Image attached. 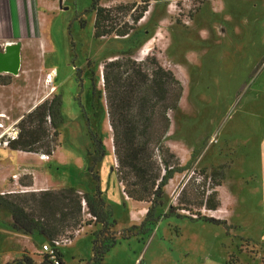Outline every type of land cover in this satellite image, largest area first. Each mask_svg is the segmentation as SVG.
<instances>
[{
    "label": "rangeland",
    "instance_id": "374dc122",
    "mask_svg": "<svg viewBox=\"0 0 264 264\" xmlns=\"http://www.w3.org/2000/svg\"><path fill=\"white\" fill-rule=\"evenodd\" d=\"M143 1L100 0L103 7L114 8L117 28L127 22L134 29L124 37L99 39L93 37L92 0L65 3L40 52L46 68L54 66L57 73L51 92L49 70H41L37 59L31 60V70L23 62L17 75L0 73V148L24 114L61 95L63 123L54 152L42 161L24 159L42 167L56 190L74 187L92 197L99 190L109 212L103 230L88 211L75 228L66 229L72 241L59 247L65 264H95L93 246L112 241L100 264H264V0ZM144 6L145 18L133 24L132 16ZM127 49L137 60L155 58L183 88L177 109L167 113L164 141L183 170L167 182L148 213L151 202L129 198L125 182L121 187L118 182L107 110L104 64ZM95 139L101 140L104 154L94 163L93 157H99ZM6 158L0 151V162ZM215 169L216 210L178 203L183 188L192 203L210 192L212 180L203 183L200 177ZM197 216L220 223L188 219ZM8 219L10 214L0 209V244L10 247L7 254L0 247V264L23 256L32 264H49L41 252L47 238L17 236ZM143 221L151 225L148 232H124ZM22 245L31 250L19 253Z\"/></svg>",
    "mask_w": 264,
    "mask_h": 264
},
{
    "label": "trees",
    "instance_id": "16d2710c",
    "mask_svg": "<svg viewBox=\"0 0 264 264\" xmlns=\"http://www.w3.org/2000/svg\"><path fill=\"white\" fill-rule=\"evenodd\" d=\"M100 0H92L90 9L94 11L93 37L99 39L111 34L124 37L133 29V25L123 22L117 28L113 19L112 7H103ZM147 4L149 0H144ZM147 8L132 16L136 24ZM57 77V76H55ZM104 81L107 91L106 102L109 124L112 130L114 153L118 165L119 182H125L124 192L135 201L151 202L147 213L153 210L163 194V187L176 173L183 170L179 158L165 144L169 131V111L177 109L182 96L181 82L173 73L162 67L155 58L146 56L142 60L133 58L129 49L122 51L121 56L108 60L104 64ZM55 81V78H54ZM63 123L62 98L54 94L49 99L36 105L24 114L16 123V137L8 139L7 147L11 150L37 153L51 156L55 150L58 128ZM96 140L97 162L104 154L101 140ZM88 170L94 179L92 167ZM217 169L200 177L206 182L210 177V192H203L200 201L192 203L183 188L178 203L197 204L208 210H216L219 201L215 186ZM186 196V197H185ZM86 203V210L105 228L109 212L104 210L101 192L95 197L77 192L74 187H63L58 190L0 194V209L6 210L11 217V228L15 232L39 235L52 240L65 236L66 229L78 225L82 211L81 200ZM187 208L183 207L182 209ZM199 215V214H198ZM189 220H204L220 223L218 220L197 216ZM151 225L143 221L140 227L135 225L124 232L139 229L146 233ZM130 235H123L129 238ZM114 241L102 247L93 246L92 261L100 264L102 256L114 245ZM46 259L47 256L45 255ZM60 264L62 255L58 252ZM31 258L23 256L5 264H32ZM47 262L49 260L47 259Z\"/></svg>",
    "mask_w": 264,
    "mask_h": 264
},
{
    "label": "crops",
    "instance_id": "0c3cea01",
    "mask_svg": "<svg viewBox=\"0 0 264 264\" xmlns=\"http://www.w3.org/2000/svg\"><path fill=\"white\" fill-rule=\"evenodd\" d=\"M67 1L0 0V43L2 44L0 49L11 43H18L20 44V66L26 62L27 67L31 70V60L37 59L40 62L41 70H55L54 66L46 68L47 64L41 60L40 52L45 50V34H47L52 19L60 16L61 12L67 9L65 5ZM100 4L103 6L102 2ZM0 151L7 157L4 162H0V194L15 191L37 192L58 188L53 184L49 175L43 172L42 167L33 165L28 159H24V157L35 156L38 161H42L43 159L38 157L40 154L11 150L7 146L1 147ZM14 156H17V160H14ZM12 175H17V177L12 178ZM129 219L132 221L130 217ZM8 222L11 224V217ZM15 234L25 238L32 235H22L18 232ZM0 247L3 254L9 252L10 247L6 243L0 244ZM25 248L31 250L28 245H22L18 252L21 253Z\"/></svg>",
    "mask_w": 264,
    "mask_h": 264
},
{
    "label": "built area",
    "instance_id": "2783aa9c",
    "mask_svg": "<svg viewBox=\"0 0 264 264\" xmlns=\"http://www.w3.org/2000/svg\"><path fill=\"white\" fill-rule=\"evenodd\" d=\"M1 45L2 44L0 43V48H1ZM54 76H56L55 70L50 69L47 73V80H46V82L50 85V92L54 87L53 85ZM16 133H17L16 130H13V132L10 135H8V139H14L16 137ZM8 139L2 142L3 146L7 145ZM16 177L17 175H12V178H16ZM81 206H82V211L85 212L86 203L84 199L81 200ZM91 218L95 219L94 217H91ZM78 231H76V234L78 233ZM71 241H72V237L70 235H65V236H61V237H58L52 240H48L46 243H44L41 246V252L47 256V259L49 260L51 264H60V259L58 257V252H60L59 247L61 245L69 244L71 243Z\"/></svg>",
    "mask_w": 264,
    "mask_h": 264
},
{
    "label": "water",
    "instance_id": "95a60500",
    "mask_svg": "<svg viewBox=\"0 0 264 264\" xmlns=\"http://www.w3.org/2000/svg\"><path fill=\"white\" fill-rule=\"evenodd\" d=\"M20 70V44L11 43L0 49V73L17 75Z\"/></svg>",
    "mask_w": 264,
    "mask_h": 264
},
{
    "label": "bare ground",
    "instance_id": "6f19581e",
    "mask_svg": "<svg viewBox=\"0 0 264 264\" xmlns=\"http://www.w3.org/2000/svg\"><path fill=\"white\" fill-rule=\"evenodd\" d=\"M149 13V12H148ZM151 42H152V40H150L148 43H146V45L144 46L145 47V49H144V51L141 53V54H143V55H145L146 53H147V51L149 50V45L151 44ZM0 127H1V124H0ZM41 159H48V156H46V155H40L39 156ZM217 213L218 212H222V210L220 209L219 211H216Z\"/></svg>",
    "mask_w": 264,
    "mask_h": 264
},
{
    "label": "flooded vegetation",
    "instance_id": "af4514ba",
    "mask_svg": "<svg viewBox=\"0 0 264 264\" xmlns=\"http://www.w3.org/2000/svg\"><path fill=\"white\" fill-rule=\"evenodd\" d=\"M144 18H145V17H143L142 19H144ZM142 19H141V20H142Z\"/></svg>",
    "mask_w": 264,
    "mask_h": 264
}]
</instances>
